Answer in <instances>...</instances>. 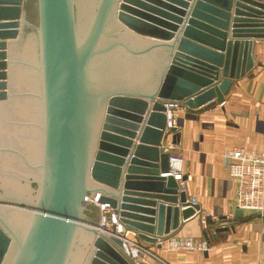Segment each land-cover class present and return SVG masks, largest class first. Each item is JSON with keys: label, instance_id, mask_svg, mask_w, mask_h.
I'll use <instances>...</instances> for the list:
<instances>
[{"label": "water", "instance_id": "1", "mask_svg": "<svg viewBox=\"0 0 264 264\" xmlns=\"http://www.w3.org/2000/svg\"><path fill=\"white\" fill-rule=\"evenodd\" d=\"M263 39L264 0H0V264H144L99 205L149 245L199 213L167 107L222 104Z\"/></svg>", "mask_w": 264, "mask_h": 264}, {"label": "crops", "instance_id": "2", "mask_svg": "<svg viewBox=\"0 0 264 264\" xmlns=\"http://www.w3.org/2000/svg\"><path fill=\"white\" fill-rule=\"evenodd\" d=\"M252 41L254 67L244 78L234 82L225 101L201 113L178 109L168 123L170 127L179 126L178 143L171 144L172 134H168L167 142L163 141L164 151L184 159L183 175L187 177L184 190L188 201L195 198L199 214L207 212L215 218L208 221L209 228L204 230L197 213L171 239L185 237L195 243H206L207 250H173L169 247L171 239L160 245H149L128 231L129 239L150 253L140 255L136 262L264 264V215L242 211L243 217L236 223L220 224L221 217L234 220L238 210L236 188L224 165V153L236 147L264 153V39ZM224 227L228 230L215 232Z\"/></svg>", "mask_w": 264, "mask_h": 264}, {"label": "built area", "instance_id": "3", "mask_svg": "<svg viewBox=\"0 0 264 264\" xmlns=\"http://www.w3.org/2000/svg\"><path fill=\"white\" fill-rule=\"evenodd\" d=\"M183 108L178 104L169 105L167 107L168 123L175 113H172L171 109L177 111ZM168 125L170 127V124ZM223 160L228 176L235 184L236 208L245 213L264 215V153L246 147H236L226 151L223 155ZM183 163L184 159L182 157L170 155L169 173L167 175H172L179 186L185 188L184 184L186 181H183ZM91 202L99 205L98 196L91 199ZM190 203L196 204V199L191 198ZM99 207L100 226L105 229L114 227L115 234L123 235L121 238L122 248L128 257L136 261L142 254L150 255L143 247L129 239L128 232H125L118 224L116 217L111 214L108 206L99 205ZM107 214L110 216L108 217ZM209 220H215V218L207 212L199 214V222L204 230L209 228ZM169 247L173 250L188 252H205L207 250L206 243H195L185 237L172 238L169 241Z\"/></svg>", "mask_w": 264, "mask_h": 264}, {"label": "rangeland", "instance_id": "4", "mask_svg": "<svg viewBox=\"0 0 264 264\" xmlns=\"http://www.w3.org/2000/svg\"><path fill=\"white\" fill-rule=\"evenodd\" d=\"M107 216L109 217L110 215L107 214ZM110 227H111V226H110ZM110 229H111V231H114V227H111Z\"/></svg>", "mask_w": 264, "mask_h": 264}]
</instances>
